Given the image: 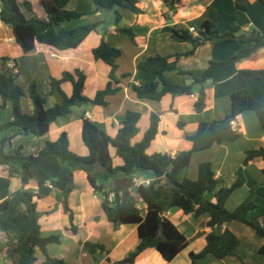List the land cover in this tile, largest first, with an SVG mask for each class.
Listing matches in <instances>:
<instances>
[{
	"label": "trees",
	"instance_id": "trees-1",
	"mask_svg": "<svg viewBox=\"0 0 264 264\" xmlns=\"http://www.w3.org/2000/svg\"><path fill=\"white\" fill-rule=\"evenodd\" d=\"M72 0H37L38 5L46 15L40 19L34 15L32 3L23 0H0V21L9 26L16 44L23 54L32 53L37 44L49 46L59 51L75 49L92 33L100 34L98 45L91 53L95 61H101L110 68L106 86L98 90L93 98L83 94L86 80L85 74L76 69L73 72H63L59 78L49 79L51 94L59 98V102L46 108V101L37 91L35 82L28 88V98L32 102L33 111L29 112L21 107L24 93L17 84L18 71L15 64L7 65L8 59L1 58L0 65V110L7 104L11 108V120L0 128L14 129L15 134L44 137L58 118L71 113L74 107L90 104L104 107L108 105L107 97L120 91L119 79L115 73L117 61L121 57L120 49L110 45L105 36L107 28L104 22L68 29L64 25L83 16L112 9L128 10L136 15L143 14L138 7V0H90L93 9L88 12L68 10ZM168 10L175 13L182 6V0H163ZM264 6V0H258ZM245 11L247 8L238 6ZM221 20L229 24L228 31L219 34L215 25L204 20L199 25L190 27L165 26L162 32L169 35L173 42L188 43L190 49L183 53L169 56L159 54L149 56L136 65L138 70L153 77L152 81L130 83L129 88L138 100L161 101L165 96H193V110L201 113L206 107L204 82L213 79L215 72L222 68L228 73L235 71V64L247 58L258 49H264V32L250 30L242 32L236 22V17L223 14ZM121 15L115 12V32L123 35L134 44L136 33L132 27L120 26ZM101 29V31H100ZM237 42L239 48L227 61H210L208 66L199 74L178 68L181 59L194 55L196 49L205 43ZM242 45H247L243 48ZM176 72L184 80L175 82L169 75ZM237 76L243 87L230 94V112L221 119L199 122L193 135L185 139L191 143V148L179 151L174 156L165 152L148 153L151 143L158 134L159 115L151 113L149 123L140 139L139 121L141 114L126 111L123 119L118 123L117 133L111 138L94 122L84 118L81 125V141L88 153L79 156L69 149V139L66 131H62L54 141L45 140L43 147L36 155H24L22 147L12 148L10 140L5 137L0 141V166L7 171L8 177L17 176L23 186L33 181L36 190L21 188L10 193L0 201V233L12 237L14 244L11 254L13 264H32L35 262V252L43 254L42 264H65L62 260L48 256L47 247L59 243L58 235L42 237L36 200L57 190L62 196V207L68 214L72 233H76L74 214L69 206L68 198L72 192L73 175L75 171H82L86 181L94 194L102 198L101 209L113 228L121 225H136L138 244L133 251L114 264H133L137 257L147 249L155 250L161 258L172 261L180 252L187 248L188 239L166 217L170 210H180L184 215L196 218L207 215L208 220L203 225L207 231L198 235L204 238V247L198 252L189 253V264H201L204 259L211 257L222 260L236 256L239 239L224 224L239 222L253 230L254 234L264 241V204L258 206L253 202H242L234 210L228 211L225 204L231 194L243 185L237 178L229 187L223 186L222 178L215 177L210 162L198 165L197 178H184L178 181V174L186 169L194 153L207 150L222 142H234L240 136L238 128H232L231 122L246 111L255 114L258 123L264 130V102L256 100L248 84L264 78V69L237 71ZM123 78L129 75H123ZM185 79L190 80L186 83ZM69 83L70 94L65 93L62 85ZM110 149H114L115 157L121 159L120 166H114ZM256 158L264 159V147L245 151L243 165ZM150 171L154 179L147 185H135L132 181L136 173ZM264 175V169L261 171ZM122 176L121 184L112 190L107 188L109 182H114ZM172 183L175 187L169 185ZM119 191L122 195L119 196ZM110 194H113L110 198ZM212 194L214 201L206 198ZM264 198V190L258 191ZM143 206V208H138ZM257 211V212H256ZM256 212L252 217L249 214ZM84 250L89 254L101 251L100 244L84 242ZM264 256V243L258 249Z\"/></svg>",
	"mask_w": 264,
	"mask_h": 264
},
{
	"label": "crops",
	"instance_id": "crops-1",
	"mask_svg": "<svg viewBox=\"0 0 264 264\" xmlns=\"http://www.w3.org/2000/svg\"><path fill=\"white\" fill-rule=\"evenodd\" d=\"M18 1L21 3L23 0ZM27 1L32 3L35 16L40 19L46 18L37 0ZM182 3L183 6L172 13L166 8L163 0H138V7L143 10V14L131 17L130 24L133 25L136 33L134 44L128 41L125 36L117 34L114 25L107 26L106 41L122 52L117 61L115 73L119 79L120 91L108 96V105L104 107L90 104L74 107L70 114L58 118L51 124L44 137H32L30 141L34 145L30 144L29 150L22 143L23 136L15 134V130L11 129L8 137H12L10 140L12 148L21 146L23 154L36 155L43 147L45 140L54 141L62 131H66L69 149L79 156H86L88 151L80 137L82 120L87 118L94 122L109 137L113 138L117 133V124L129 110L141 114L138 124L139 134L135 140L141 138L148 126L150 114L157 113L159 115L158 134L148 149L149 154L165 152L174 156L179 151L189 150L191 143L185 137L195 133L199 122L221 119L230 112V94L243 87L238 79L237 71L264 69V49H258L247 58L239 60L235 64L234 72L228 73L220 68L215 72L213 79L204 82L206 107L201 113H196L193 110L197 94L174 98L167 95L159 102L136 99L129 84L153 80L152 76L136 68L137 63L156 54L169 56L189 50L188 43L173 42L167 33L162 32V28L165 26L190 27L192 24L197 26L202 21L208 20L215 25L219 34H223L228 31L229 24L221 20L220 16L227 14L236 17V22L242 32L250 30L264 32V6L258 0H182ZM238 6H244L247 9L243 11ZM67 8L76 12H88L93 9V5L90 0H72ZM148 11L151 12L152 22L143 23L142 17L145 18ZM101 13L97 12L89 17L83 16L64 26L74 29L86 24L101 22L103 21ZM99 41L100 34L95 32L75 49L59 51L37 44L32 53L23 54L14 40L10 27L0 21V65L2 57L8 59L7 65L15 64L18 71L16 82L24 93L21 98V107L29 112L33 111L32 102L27 95L32 82H35L38 93L45 99L46 108L59 102L58 96L50 93L49 79L59 78L63 72H73L76 69L81 70L86 76L83 94L88 98H93L98 90L106 86L110 72L107 65L101 61H95L92 56L91 51ZM241 47L245 48L247 45ZM237 48H239L237 42L205 43L196 49L194 55L181 59L178 62V68L199 74L210 61H227L236 53ZM123 75H129V77L123 78ZM169 75L177 83L184 80L176 72H171ZM185 82L190 83V80L185 79ZM248 87L256 100L264 102V78L251 82ZM62 88L65 93L70 94L69 83L63 84ZM1 111L6 112V115L3 114L6 121L9 122L11 120L10 106L7 104L0 110V113ZM4 123L3 116L0 115V128ZM234 123L241 134L236 141H224L219 145H213L207 150L194 153L191 158V161L195 160L197 163L196 170L200 163L210 162L215 177L222 178L225 187H229L237 178L241 177L235 178L239 171L248 173V180L242 176L240 179L243 181V185L228 198L225 204L228 211L234 210L237 205L242 203V201L233 203V200L239 198L240 192L247 193L248 188H250V192L262 199V202L256 205L264 204V198L258 194V191L264 190V175L261 173L264 169V159L256 158L249 161L247 165H243L245 151L264 147V130L261 129L255 114L251 111L238 115ZM110 153L113 157V165L120 166L122 161L115 157L114 149H110ZM187 168L184 170H188ZM252 172L256 174L258 181L251 178L250 173ZM185 174L184 177L187 178V173ZM134 177L148 181L154 179L153 176L148 178L146 173L143 175L136 173ZM121 178L122 176H119L116 181L109 182L107 188L112 190L114 186L125 185L120 181ZM196 178L195 174L190 179ZM248 181L251 186L247 187ZM73 185L74 188L69 195L68 203L74 214L76 233L69 230L68 214L63 210L62 196L59 191L52 190L49 195L36 200L41 236L58 235L60 237L59 243L50 244L47 247L48 256L62 260L65 264H114L120 261L138 244L136 225L112 227L101 209L102 198L96 197L86 181L84 172H74ZM21 188L36 190L33 181L23 186L19 177H8L6 169L0 166V201ZM112 195L110 194V198ZM121 195L122 192L119 191V196ZM206 198L214 201L212 194H207ZM256 212L250 213L249 217L254 216ZM166 217L188 239L187 248L170 262L164 261L155 250L147 249L137 257L133 264H189V253L198 252L204 247V238L198 234L201 231H207L203 227L208 220L207 215L196 218L192 215H184L180 210H170ZM224 228L230 230L239 239L236 256L226 257L222 260L207 257L201 264H264V256L258 253V249L264 241L256 236L253 230L239 222L226 223ZM84 242L100 244L103 249L89 254L83 248L82 243ZM13 244L12 237L5 234L0 237V264H13L14 256L11 254ZM34 256L36 260L32 264H42L43 254L36 251Z\"/></svg>",
	"mask_w": 264,
	"mask_h": 264
},
{
	"label": "rangeland",
	"instance_id": "rangeland-1",
	"mask_svg": "<svg viewBox=\"0 0 264 264\" xmlns=\"http://www.w3.org/2000/svg\"><path fill=\"white\" fill-rule=\"evenodd\" d=\"M167 8V7H166ZM168 9V8H167ZM118 10V12L120 13V15H121V18H122V20H121V23L119 24L120 26H128V27H132L133 29H134V27H133V25L132 24H130L131 22H132V18L131 17H135L136 16V14H134V13H132V12H130V11H128V10H124V9H112V10H104V11H101L102 13V18H101V20H103V22H104V24H103V26L102 27H104V28H106L107 26H110V25H114L115 24V12ZM124 15H128L127 17L125 16L124 17ZM142 16V15H141ZM89 17V16H88ZM137 17V16H136ZM151 17V12L150 11H148V15L145 17V18H143L142 17V22L143 23H149V22H152V18H150ZM87 25V24H86ZM100 31H101V29H100ZM128 39V38H127ZM128 41H130L129 39H128ZM190 46V45H189ZM190 49V48H189ZM3 113H5V115H6V112H4V111H1V113H0V115H1V117L3 116V121L5 122L4 124H3V126L4 125H6L7 124V121H6V117H4V114ZM10 132H11V129H4V130H1L0 131V141L3 139V138H5V137H8L9 136V134H10ZM32 137L31 136H23L22 137V143L24 144V146L26 147V148H28V150L30 149V146L32 145V143H31V141H30V139H31ZM30 142V143H27V142ZM31 144V145H30ZM34 145V144H33ZM32 145V146H33ZM29 154V153H28ZM25 155V154H24ZM244 157H245V153H244ZM196 166H197V163H196V161L195 160H193V161H191V163L189 164V166H188V170H184L183 172H180L179 174H178V176H177V179H178V181L179 182H181L185 177V173H187V178L188 179H190V178H193L194 176H195V174L197 175V170H196ZM196 172V173H195ZM146 174H147V177L149 178V177H152L153 176V174L150 172V171H147L146 172ZM248 174V173H247ZM247 174H245V173H243L242 171L240 172H238V174H236V177L235 178H237V177H242V176H244V177H246V180H248V178H247ZM141 175H143V173H141ZM250 176H251V178L252 179H256V181H258V179L256 178V174L254 173V172H252V173H250ZM190 177V178H189ZM240 177V178H241ZM190 180H192V179H190ZM195 180V179H194ZM235 180V179H234ZM249 182V181H248ZM246 186L248 187V186H251V183L249 182V183H246ZM254 186V185H253ZM259 186V185H258ZM250 190V188H248V191H247V193L245 192H240V196H239V198H235L234 200H233V203H235V202H240V201H242V202H253V203H255V204H260L261 202H262V199L258 196V195H256V194H253V192H250L249 191ZM249 192V193H248ZM96 195V197H98V198H100L101 196L99 195V194H95ZM260 206H262V204L260 205Z\"/></svg>",
	"mask_w": 264,
	"mask_h": 264
},
{
	"label": "built area",
	"instance_id": "built-area-1",
	"mask_svg": "<svg viewBox=\"0 0 264 264\" xmlns=\"http://www.w3.org/2000/svg\"><path fill=\"white\" fill-rule=\"evenodd\" d=\"M190 31L194 33V30H193L192 27H190ZM8 66H9V67H12V64L10 63ZM231 125H232V128H236V125H235L234 121L231 122ZM117 126H118V124H117ZM132 181H133V183H134L135 185H140V184L147 185V184L150 182V181L145 180V179H143V178L139 179V178H135V177H133ZM142 207H143V206H138V208H142ZM2 235H3V233H0V237H1Z\"/></svg>",
	"mask_w": 264,
	"mask_h": 264
},
{
	"label": "water",
	"instance_id": "water-1",
	"mask_svg": "<svg viewBox=\"0 0 264 264\" xmlns=\"http://www.w3.org/2000/svg\"><path fill=\"white\" fill-rule=\"evenodd\" d=\"M169 185L172 186V187H175V185H173L172 183H169Z\"/></svg>",
	"mask_w": 264,
	"mask_h": 264
}]
</instances>
